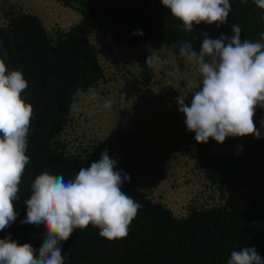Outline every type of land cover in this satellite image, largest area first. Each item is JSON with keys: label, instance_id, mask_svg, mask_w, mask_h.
<instances>
[{"label": "trees", "instance_id": "trees-1", "mask_svg": "<svg viewBox=\"0 0 264 264\" xmlns=\"http://www.w3.org/2000/svg\"><path fill=\"white\" fill-rule=\"evenodd\" d=\"M56 1L81 15L112 46H134L153 40L180 54L183 41L191 42L199 51L204 34L211 39L231 37L233 24L240 26L242 41H260L264 33V9L254 0H229L231 10L224 24L217 27L215 23L202 22L194 24L189 32L161 0ZM4 17L6 21L0 26V59L9 71L23 73L28 87L21 96L32 105L33 114L25 153L29 163L19 185L18 200L14 201L18 216L0 231V239L11 234L18 244L32 245L38 257L47 230L21 224L27 215L24 202L31 196L34 179L43 172L74 179L82 167L88 168L100 160L102 152L87 156L67 153L58 136L68 122L72 96L77 89L86 93L95 87L103 80L104 71L98 48L82 26H73L52 39L36 15L8 10ZM134 30L143 35H134ZM141 67L140 80L149 81L148 65L142 62ZM185 144L200 150L205 143H197L195 133L189 132ZM138 166L132 157L116 166V170H123L131 178L122 184V191L141 205L127 236L109 241L91 224L76 229L67 241L61 242L64 264H227L232 251L245 247H255L264 260V175H249L248 207L243 211L220 204L191 207L185 216L177 217L142 190L135 177ZM201 167L204 179L220 190L241 174V167L222 153L205 155Z\"/></svg>", "mask_w": 264, "mask_h": 264}, {"label": "clouds", "instance_id": "clouds-1", "mask_svg": "<svg viewBox=\"0 0 264 264\" xmlns=\"http://www.w3.org/2000/svg\"><path fill=\"white\" fill-rule=\"evenodd\" d=\"M173 17L183 22L186 32L193 25L224 24L229 16V0H161ZM244 2V0H242ZM264 9V0H254ZM231 37L221 35L211 39L204 34L197 51L189 41L180 43V55L198 66L201 85L192 91L190 106L185 96H178V111L186 117L189 132L197 143L209 139L223 144L227 137H261L254 116L257 107L264 109V33L260 41L241 40V28L232 25ZM134 35H143L134 30ZM150 53L146 65L155 67L158 57ZM28 87L23 73L9 71L0 59V231L17 219L14 201L18 200L19 185L29 163L26 150L33 114L32 105L21 93ZM85 93L77 89L72 96L71 111L78 112L79 100ZM124 98V94H121ZM112 107L110 100L103 104ZM264 128V119L261 120ZM117 160L107 150L99 161L81 168L74 179L43 172L31 184V196L24 203L27 215L21 224L46 228V236L38 257L32 245L11 239H0V264H64L61 242L67 241L74 230L90 224L109 241L125 238L128 228L141 205L122 191L130 181L123 170H116ZM123 177V178H122ZM227 264H264L255 247L232 251Z\"/></svg>", "mask_w": 264, "mask_h": 264}, {"label": "rangeland", "instance_id": "rangeland-1", "mask_svg": "<svg viewBox=\"0 0 264 264\" xmlns=\"http://www.w3.org/2000/svg\"><path fill=\"white\" fill-rule=\"evenodd\" d=\"M36 15L52 39L73 26H82L98 48L104 78L79 100V111H70L58 136L67 153L90 155L104 152L117 162L127 157L139 163L135 177L153 201H160L174 216H185L191 207L225 204L232 210L248 207V177L264 175V109L257 107L254 123L261 131L253 136L227 137L223 144L209 139L200 150L186 146L189 133L185 115L178 111V96L191 104L192 91L201 85L198 66L162 44L147 40L134 46H112L73 9L56 0H0V26L4 12ZM155 52L151 78H139L141 63ZM124 94V98H121ZM110 100L112 107L103 104ZM222 153L241 167L239 178L223 190L203 177L202 159Z\"/></svg>", "mask_w": 264, "mask_h": 264}]
</instances>
